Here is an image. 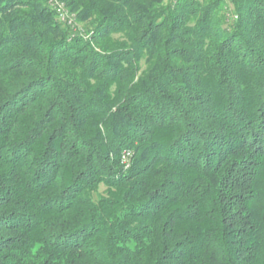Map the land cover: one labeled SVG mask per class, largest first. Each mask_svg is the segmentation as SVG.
Listing matches in <instances>:
<instances>
[{
  "label": "trees",
  "instance_id": "1",
  "mask_svg": "<svg viewBox=\"0 0 264 264\" xmlns=\"http://www.w3.org/2000/svg\"><path fill=\"white\" fill-rule=\"evenodd\" d=\"M50 1L0 0V264H264V0Z\"/></svg>",
  "mask_w": 264,
  "mask_h": 264
},
{
  "label": "built area",
  "instance_id": "2",
  "mask_svg": "<svg viewBox=\"0 0 264 264\" xmlns=\"http://www.w3.org/2000/svg\"><path fill=\"white\" fill-rule=\"evenodd\" d=\"M50 3L52 4V6H54L55 8H57L58 12H59V16H60V20L62 22H68L69 24H71V21L69 20V14L68 11L66 9V6L64 3H60L54 0H51ZM130 154L129 152H126L123 156V162L124 164H128V158H129Z\"/></svg>",
  "mask_w": 264,
  "mask_h": 264
}]
</instances>
